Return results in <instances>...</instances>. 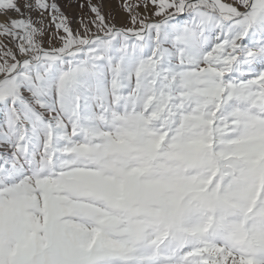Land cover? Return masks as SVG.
<instances>
[{
  "label": "snow or ice",
  "instance_id": "obj_1",
  "mask_svg": "<svg viewBox=\"0 0 264 264\" xmlns=\"http://www.w3.org/2000/svg\"><path fill=\"white\" fill-rule=\"evenodd\" d=\"M0 264H264V0H0Z\"/></svg>",
  "mask_w": 264,
  "mask_h": 264
},
{
  "label": "rangeland",
  "instance_id": "obj_2",
  "mask_svg": "<svg viewBox=\"0 0 264 264\" xmlns=\"http://www.w3.org/2000/svg\"><path fill=\"white\" fill-rule=\"evenodd\" d=\"M113 4H115L117 2V0H112ZM74 11H78V10H69L68 14L71 16L74 14Z\"/></svg>",
  "mask_w": 264,
  "mask_h": 264
}]
</instances>
